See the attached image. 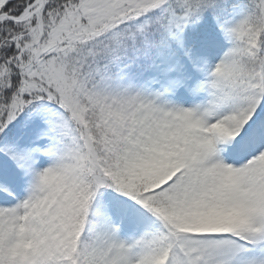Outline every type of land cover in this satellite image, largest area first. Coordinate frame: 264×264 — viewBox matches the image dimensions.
<instances>
[{"label": "snow or ice", "instance_id": "obj_1", "mask_svg": "<svg viewBox=\"0 0 264 264\" xmlns=\"http://www.w3.org/2000/svg\"><path fill=\"white\" fill-rule=\"evenodd\" d=\"M0 264H264V0H0Z\"/></svg>", "mask_w": 264, "mask_h": 264}]
</instances>
